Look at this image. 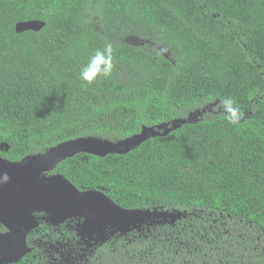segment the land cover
<instances>
[{
	"label": "trees",
	"instance_id": "obj_1",
	"mask_svg": "<svg viewBox=\"0 0 264 264\" xmlns=\"http://www.w3.org/2000/svg\"><path fill=\"white\" fill-rule=\"evenodd\" d=\"M35 20L41 31L17 32ZM107 44L113 74L89 85L80 70ZM207 106L128 153L46 173L125 209L184 212L118 233L103 264H264V0H0V157L119 142Z\"/></svg>",
	"mask_w": 264,
	"mask_h": 264
},
{
	"label": "water",
	"instance_id": "obj_2",
	"mask_svg": "<svg viewBox=\"0 0 264 264\" xmlns=\"http://www.w3.org/2000/svg\"><path fill=\"white\" fill-rule=\"evenodd\" d=\"M45 27L42 21H27L17 25V32H39ZM211 106L191 114L186 120L173 122L170 129L162 124L156 128H144L138 135L119 142L95 137L79 138L62 143L40 155L28 156L20 162H10L0 157V175L7 172L10 181L0 184V221L13 228L11 217L28 216L42 211L50 215L53 223H63L68 219L83 218L82 228L100 241H107L112 231L127 234L134 229L159 224H173L184 216V212L161 209H125L114 203L104 192L98 190L80 191L63 175L48 176L61 162L80 153L104 157L109 154H125L137 148L150 137L166 135L182 124L195 122L193 118L202 115ZM165 132L162 133L161 130ZM47 173V174H46ZM33 227H37L33 224ZM32 227L16 230L26 248V233ZM13 230V229H12ZM28 251V250H26ZM25 251V252H26Z\"/></svg>",
	"mask_w": 264,
	"mask_h": 264
},
{
	"label": "flooded vegetation",
	"instance_id": "obj_3",
	"mask_svg": "<svg viewBox=\"0 0 264 264\" xmlns=\"http://www.w3.org/2000/svg\"><path fill=\"white\" fill-rule=\"evenodd\" d=\"M10 221L13 230L0 221V264H103L100 250L113 249V238L118 234L113 236L112 231L107 232L109 236L103 242L83 230V218L56 224L42 211L33 212L30 217L17 215ZM23 227L25 230L32 227L26 233L25 249L16 231L21 232Z\"/></svg>",
	"mask_w": 264,
	"mask_h": 264
},
{
	"label": "clouds",
	"instance_id": "obj_4",
	"mask_svg": "<svg viewBox=\"0 0 264 264\" xmlns=\"http://www.w3.org/2000/svg\"><path fill=\"white\" fill-rule=\"evenodd\" d=\"M113 46L107 44L101 49H97L89 58L86 65L80 70V79L87 84H93L97 80L110 78L113 74L115 65L113 62ZM221 104L226 114V120L229 124L236 125L240 122L241 113L236 102L231 97L222 99ZM10 181L9 174L5 171L0 175V184H6Z\"/></svg>",
	"mask_w": 264,
	"mask_h": 264
},
{
	"label": "rangeland",
	"instance_id": "obj_5",
	"mask_svg": "<svg viewBox=\"0 0 264 264\" xmlns=\"http://www.w3.org/2000/svg\"><path fill=\"white\" fill-rule=\"evenodd\" d=\"M4 147V146H3Z\"/></svg>",
	"mask_w": 264,
	"mask_h": 264
}]
</instances>
